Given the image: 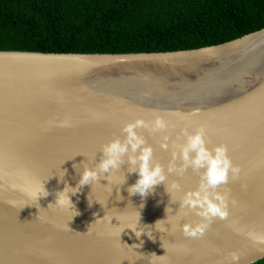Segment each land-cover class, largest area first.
<instances>
[{"label":"water","instance_id":"water-1","mask_svg":"<svg viewBox=\"0 0 264 264\" xmlns=\"http://www.w3.org/2000/svg\"><path fill=\"white\" fill-rule=\"evenodd\" d=\"M156 115L166 130L137 131L164 166L165 184L177 182L179 190L168 193L161 184L147 197L130 195L138 174L124 164L71 196L79 215L48 208L65 187V169L64 181L75 187L103 145L124 138L127 123ZM201 126L209 149L227 144L241 172L218 189L230 190L228 218L188 238L182 226L201 218L180 202L198 188L203 170L167 168L186 143L183 129ZM74 164H81L77 171ZM36 182L50 192L38 202L24 191ZM249 232H264V27L168 51L0 49V264H252L264 258V244Z\"/></svg>","mask_w":264,"mask_h":264},{"label":"trees","instance_id":"trees-1","mask_svg":"<svg viewBox=\"0 0 264 264\" xmlns=\"http://www.w3.org/2000/svg\"><path fill=\"white\" fill-rule=\"evenodd\" d=\"M263 27L264 0H0L4 50L191 49Z\"/></svg>","mask_w":264,"mask_h":264},{"label":"clouds","instance_id":"clouds-1","mask_svg":"<svg viewBox=\"0 0 264 264\" xmlns=\"http://www.w3.org/2000/svg\"><path fill=\"white\" fill-rule=\"evenodd\" d=\"M60 127L68 126L66 122H60ZM150 127L153 132L164 131L169 125L163 116L156 115L152 121H145L142 118L136 119L134 122L127 123L122 132L124 138L121 140L117 138L103 145L99 162L95 167H88L85 165L83 171L79 172L80 179L75 187L67 184L64 177L67 169L64 170V177L60 178V182L65 183L62 191H56L55 203H50L48 208L58 206L61 208H72L75 210L71 196L81 192L85 185H93L104 179L105 173L109 175L116 170H120L124 164L128 165V173H137V181L130 185L127 189L130 195L139 194L141 197H147L150 192H154L156 186L165 185L166 191L170 193L171 190H179L180 184L173 182L170 186L165 184L167 175L164 166L159 162H153V148L147 144L146 139L137 131L139 128ZM183 134L186 137V143L182 145L179 152H173V159L169 162L167 172L177 173L182 175L188 168L194 171H200V183L196 190H190L185 193L180 202L181 209H189L194 212L201 221L195 225L185 223L182 226L183 234L188 238H200L210 228L211 223L215 218L226 220L229 216V194L230 190L221 193L218 189L221 185H227L231 178H238L241 168L239 165L233 163L231 157L228 155L227 144L218 145L214 150L209 149L205 139L206 130L201 126L197 131L191 133L187 128L183 129ZM164 143L161 148L167 150L169 137H163ZM194 153V155H193ZM126 158V159H125ZM179 159L181 163L177 165L176 161ZM82 165L85 162L81 163ZM73 167L77 171V165ZM109 175L106 177L108 179ZM126 182V177L123 183ZM25 193L35 199L37 202L40 198H47L50 192L46 189L45 183L36 182L24 189ZM234 204L235 201L233 200ZM168 207L166 208V213ZM76 215H79L76 211ZM74 216V217H75ZM159 221L156 222V224ZM132 229L137 237L142 233ZM249 237L258 244H264V232H249ZM155 255V254H153ZM232 261H239L240 254L237 252L231 253Z\"/></svg>","mask_w":264,"mask_h":264}]
</instances>
